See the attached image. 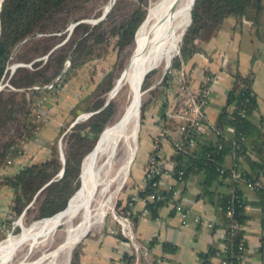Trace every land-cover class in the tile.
I'll list each match as a JSON object with an SVG mask.
<instances>
[{
	"label": "trees",
	"instance_id": "trees-1",
	"mask_svg": "<svg viewBox=\"0 0 264 264\" xmlns=\"http://www.w3.org/2000/svg\"><path fill=\"white\" fill-rule=\"evenodd\" d=\"M88 1L90 0L1 2L0 83L6 77L10 61L31 62L30 65L15 68L8 78L12 88H0V181L13 192L9 206L10 214L1 220V224L10 225L25 207L27 208L22 215L24 219L32 212L34 218L41 219L62 210L80 185L84 156L96 144L99 133L115 113V102L109 101L99 111L85 120L76 122L66 131L62 137L65 169L61 176H55L63 165L56 145L48 158L21 164L14 172L7 170L12 165V159L23 152L22 143L36 135L38 119L35 117V109L38 101L45 98L47 93L42 86L53 82L58 75L53 85L64 84L72 76V70L75 72V69L99 56L100 50L110 43L112 37H115L114 45L118 50L128 47L147 13L144 6L147 0H134L133 8L121 14L116 21L113 15L120 1L116 0L104 19L92 26L87 21H80L67 37V25L82 18L72 15L73 7ZM230 15L236 16L240 21H248L253 28V34L264 41V0H194L190 9V23L182 35L178 53L173 57L159 85L154 87L160 88L163 105L169 88L175 89L177 98L176 86L182 75L188 81V73L183 70V65L199 50L196 40H206L216 34L224 19ZM46 54V59H36ZM67 59L70 60V67L62 72ZM149 72L145 75L142 88L147 87ZM112 76L113 71L109 70L71 109L94 111L99 108L103 103L104 94L111 88ZM253 80L252 70L245 74L239 71L234 73V81L227 92L225 103L220 108L215 122L210 125L216 135L214 142L198 144L200 134L192 147H173L175 152L172 156V176L176 182L183 181L189 174H196L202 188L201 195L211 202L216 199L213 198L215 189L212 184L215 182L223 189L214 203L222 213V226L223 229L229 230V235L222 237L221 246H210L206 251L199 253L201 264H222V259L226 260V264H239V255L242 252L246 254L247 246L242 230L246 216L241 185L244 184L248 188V181H258L259 185L250 190L260 192L264 200V187L260 183V176L264 175V133L262 118L255 115L258 103L252 86ZM161 109L160 118L164 123L170 122L177 127L173 118L166 117L164 106ZM76 115L72 116V120ZM143 119L144 115L141 116V122ZM230 126L233 131L228 129ZM60 129V132L65 131L64 127ZM226 154L232 155L230 164L240 172L237 179L231 177L229 165L223 163ZM252 154L258 159H252ZM243 157L249 160L254 173L240 166V158ZM52 177L54 180L50 181ZM153 179L147 181L146 187H139L138 196H147L154 190L153 187H148ZM176 188L178 185L175 184L170 188L160 187L158 191L164 194L165 198L148 199L145 203L148 212L156 215L158 207L169 202ZM129 196L127 203L119 209L122 213H129ZM233 221L239 224L234 230L229 227ZM241 242L244 245L242 250L239 249ZM166 245L164 243V246ZM261 250L264 251V236ZM213 257L218 258V261L213 262ZM134 258L133 254L125 253L123 264H132ZM77 259V251L73 250L71 264H75Z\"/></svg>",
	"mask_w": 264,
	"mask_h": 264
},
{
	"label": "crops",
	"instance_id": "crops-1",
	"mask_svg": "<svg viewBox=\"0 0 264 264\" xmlns=\"http://www.w3.org/2000/svg\"><path fill=\"white\" fill-rule=\"evenodd\" d=\"M195 43L199 50L183 65V70L188 73V82L192 86H197L205 75L212 77L209 101L205 110V125L198 144L216 140L210 125L215 122L220 108L225 103L236 71L245 74L252 70L254 73L252 86L258 103L255 115L262 118L264 133V41L253 34V28L248 21H240L236 16L230 15L224 19L216 34L206 40L198 39ZM72 94L74 95L70 98L63 95L61 101L56 104L50 102L42 106L39 115L41 126L35 137L23 146V152L12 159L9 172H14L19 165L27 163L29 157L40 156L36 160L39 161L50 156V147L62 126L64 111L72 108L83 96H78L79 93L76 92ZM164 98L165 105L161 102L157 107L146 110L140 145L136 146L128 179L124 183V191L118 198V209L127 203L130 194L137 192L142 186L146 162L156 142L162 149V159L168 168L174 165L172 156L175 151L172 140L176 135V127L170 122L164 123L160 118V112L163 106L166 110L175 102V89L169 88ZM160 128L165 129L162 136L158 135ZM251 157L254 160L258 159L255 154ZM240 160L243 169L254 173L249 160L244 157ZM231 162L232 155L226 154L224 165H230ZM169 171L163 177L162 187L178 185L183 204L212 221L213 225L193 222L182 225L170 202L161 204L156 215L145 213L144 203L136 200L132 204L128 203V209L133 221L137 247L126 237L122 238L119 234L110 232L111 227H116V221L109 215L104 225L88 230L82 239L77 241L74 250L77 251L78 259L75 264H112L115 261L122 263L125 253L135 256L132 264H201L200 252L206 251L210 246H221L224 230L222 213L214 202L223 190L222 187L215 182L212 184L215 189L213 198L216 199L211 202L201 195L202 188L196 174H189L183 181L176 182L171 170ZM260 183L264 187V175L260 176ZM241 190L245 199L246 216L242 226L247 245L245 262L264 264V251L261 250L264 236V200L260 192L250 190L244 184L241 185ZM12 198V190L0 181V206L9 208ZM1 209L3 208L0 207ZM4 215L0 213V220ZM164 243L167 245L164 246ZM212 261L217 262L218 258L213 257Z\"/></svg>",
	"mask_w": 264,
	"mask_h": 264
},
{
	"label": "rangeland",
	"instance_id": "rangeland-1",
	"mask_svg": "<svg viewBox=\"0 0 264 264\" xmlns=\"http://www.w3.org/2000/svg\"><path fill=\"white\" fill-rule=\"evenodd\" d=\"M109 1L110 0H90L88 2L79 4L75 7H73L72 15L82 16L81 19L96 18L101 14V12L106 7V5L109 3ZM153 1L154 0H147L146 4L144 5L146 7V9H148L150 3ZM115 2H116V0H114L112 7L114 6ZM133 2H134V0H120L117 4V7L115 8L113 18L116 19V21H117L118 17L121 14H124L127 11L131 10L133 8ZM71 23H73V22H70L67 25V27L65 28V30H67L68 32H69V30L67 28ZM88 23L91 25L90 22H88ZM68 32H67V37H68V35H70V34H68ZM57 34H59V33H57ZM66 38L64 40H66ZM181 40H182V37L178 42V45H177L178 48L174 51V53L170 59V64H171L173 57L178 53ZM62 42H60V43H62ZM114 42H115V37H112L110 43L108 45L104 46L103 49L100 50L99 56H96L95 58L87 61L81 68L75 69V72L72 70L71 71V74L73 72L72 76L70 78H68L67 81L64 84H62L61 86L53 85L50 88H44L42 86L44 91L47 93L45 95V98L43 97L38 101V104H37L38 106L35 109V111H36L35 117L38 119L36 122V123H38L37 127H36V132L38 131L39 127L41 126V122H42L40 120V116H39L42 106H44L50 102L55 103V104L58 103L59 101H61V97L63 95L66 96V98L67 97L70 98L71 96L74 95V94H72L74 92L79 93V94H77L78 96L84 95L83 94L84 92L86 93V92L90 91L91 89H93L95 84L100 80V78L102 76H104L109 70H112L113 71L112 85H111V88L104 94L103 101L106 99V97L109 95L110 90L113 87V83H114L115 79L119 76V74L121 73V71L123 70V68L125 67L128 59H129V56H130L131 51L133 49V46L135 44V37H134V40L132 41V43L128 47H126L125 49H123L121 51L118 50L117 46L114 45ZM258 49H259V47H258ZM36 59H46V57H45V55H43V56L38 57ZM68 60L69 59H67L65 66H64L65 70L70 67V60L69 61ZM17 62L24 63L25 65L31 64V62L25 63L22 61H13V60L10 61L9 65H8L9 70L6 74V77L1 82L3 84V87L12 88L11 84L8 81V78L10 77V72H11L10 66L14 63H17ZM165 66H166L165 64L161 63L160 65L152 68L150 70V71H152L151 73L148 71L150 74L147 78V87L142 88V84H141L142 95H141V104H140V112H139V120H138L139 122H138L137 139H136V146L137 147H138V145H140L141 131L143 129V125H142L143 122H141V116L142 115L145 116L146 110H149L151 108H155L162 102V92H161L160 88H154V87L159 85V83H160V81L164 75ZM169 66H168V68H169ZM168 68H167V70H168ZM63 71L64 70H62V72ZM144 78H145V76H144ZM55 79H56V77L54 78L53 82H55ZM72 91H74V92H72ZM129 94H130V90H129V87L127 84H124V86L122 88H120L119 90H117V92L112 94V96H111L112 99L110 101L115 102V113L108 123H111V121H114L117 118V115H119L121 113V111L123 110V108L125 107V105L128 102ZM142 107L144 108V110H142ZM88 112H91V111H84L81 109L72 110L71 108L66 109L63 113V120H62V126L61 127H64L66 129L69 126L68 122L72 123L75 119H77L81 116L80 115L81 113H88ZM75 114H77V115L72 120V116ZM85 119H87V118H82L81 120H85ZM60 130L58 132V135L53 139L52 145L50 147L51 148L50 153H52V151L56 145L59 156L62 159L61 147L58 144V140L64 131L60 132ZM133 130H134V124L131 123L128 127V132H127L126 138L120 142V144L118 145L114 155L110 158L108 163H106L105 166L103 167V170H102V182L103 183H101V185H99V187L97 189L98 191L96 192V194L92 200L93 203L91 202L90 210H91L92 217L95 220L96 217L98 216L97 211L99 210V205L105 201V203L103 205L104 213L101 216L100 221L96 220L95 222L92 223L90 229L97 227V226L104 225L105 221L107 220V217H109V215L112 217V212H111V206L112 205H114L115 211L120 212V210L117 208V201H118V198L121 195V193L124 191V183L128 179L127 174L129 175V169H130L131 162L128 165V168H125V169L123 168L120 170V167L124 164L128 154L130 152V149H131L130 147L133 145V141H132ZM30 139L24 141V143H22V145L24 146ZM61 146H62V140H61ZM38 153L39 152H37L36 154H38ZM135 153H134V155H135ZM134 155H133V157H134ZM104 157H105L104 154L101 155L98 158V163H100L102 161V159H104ZM133 157H132V159H133ZM39 158H40V156L29 157V159L31 161H36ZM29 159H27L26 162L32 163ZM62 161H63V159H62ZM56 175H57V173H56ZM107 180H109V181H108L107 187L105 189L104 183ZM0 207L3 208L0 210V213L2 215H4L6 213L3 217V219L5 217L9 216L10 209L4 205L0 206ZM120 213H122V212H120ZM18 217L14 218L11 221L10 225L1 224V220H0V242L2 240L6 239L7 237L11 236V235L19 234L22 226L28 227L32 222L39 220V219L34 218L33 212L26 219H24L22 216L21 223H17ZM81 219H82V212H78L75 215L66 218L65 220H63L64 222L62 221L57 226V228L49 235V237L47 239L40 240L39 242H37L34 245L33 248L29 249L28 243L23 244L12 255L11 260L9 261L8 264H16L17 262H19L23 258H25L24 262L29 263V264H71V255H72V252H73V250H74V248L78 242H76L69 250L57 252L54 256H50L47 258L42 257V256L45 255L44 252L49 253L50 251H52V249L55 248L60 243V241H62L63 238L65 237L67 228L71 225H74V222H76V224H77V222H80ZM16 227H18V229H16ZM80 239H82V237ZM80 239H79V241H80Z\"/></svg>",
	"mask_w": 264,
	"mask_h": 264
},
{
	"label": "bare ground",
	"instance_id": "bare-ground-1",
	"mask_svg": "<svg viewBox=\"0 0 264 264\" xmlns=\"http://www.w3.org/2000/svg\"><path fill=\"white\" fill-rule=\"evenodd\" d=\"M1 2L2 0H0V6ZM191 3L192 0H154L150 3L145 18L136 30L135 44L129 59L109 92L111 97L124 84H127L130 90L127 104L117 115V118L104 127L97 143L84 156L80 171V185L72 194L67 205L53 215L32 222L28 227L22 226L19 234L2 240L0 242V264H8L12 255L23 244L28 243L30 249L40 240L47 239L63 220L78 212H82L80 222L77 224L74 222V225L69 226L63 240L49 253L44 252L45 255L42 257L47 258L54 256L57 252L69 250L90 229L93 222L101 220L105 201L99 205L98 216L95 220L92 217L90 205L99 185L103 183V167L114 155L120 142L126 138L128 127L133 123V145L120 170L128 168L136 151L142 95L138 90V85L146 70L161 63L167 65L170 61L174 51L178 48L182 32L189 23ZM103 154L105 155L104 159L98 163V158ZM108 181L104 183L105 189ZM24 260L25 258L16 264H29Z\"/></svg>",
	"mask_w": 264,
	"mask_h": 264
},
{
	"label": "built area",
	"instance_id": "built-area-1",
	"mask_svg": "<svg viewBox=\"0 0 264 264\" xmlns=\"http://www.w3.org/2000/svg\"><path fill=\"white\" fill-rule=\"evenodd\" d=\"M183 74V73H182ZM59 75L56 77L57 80ZM54 82L44 84V88H50L53 86ZM212 83V77L210 75H205L202 77L201 81L197 86H192L190 83L183 77L179 78V83L176 86V92L178 93L177 98L173 105L166 109V117L173 118L176 123V135L172 140L174 148L181 147H192L195 145L197 137L202 133V129L205 125V110L209 101L210 88ZM230 131H233V127H228ZM165 134V129L160 128L158 135L162 136ZM162 149L156 142L153 145L152 151L150 152L146 167L143 173V184L142 188L147 186V181L153 179L151 184L148 187H153L154 190L151 191L147 196H138L137 192L132 193L129 196V204H132L136 200H140L144 203L143 212H148L145 207V203L148 199L162 200L165 198V195L158 191L162 187L163 177L171 170L172 167L166 165L162 159ZM230 167V175L233 179H237L240 176V172L232 166ZM181 174V173H180ZM259 185L258 181H248L247 186L249 189H253ZM171 185H168L167 188H170ZM140 187V188H141ZM139 189V188H138ZM175 213L180 217V222L182 225L193 223H204L209 226L212 225V221L196 213L191 207L185 206L180 197V191L178 188L174 189L171 197L169 198ZM112 218L116 221V227H111L109 230L112 233L119 234L123 237H126L135 247V235L133 230V221L129 213H120L115 211L114 205L111 206ZM230 229L234 230L239 227V224L236 221H233L229 225ZM229 230H223V237H228ZM224 243L222 247H224ZM239 249H244V245L241 242L239 244ZM246 254L242 252L239 255V264H246ZM222 264H226V260H221ZM112 264H123V262L115 261Z\"/></svg>",
	"mask_w": 264,
	"mask_h": 264
},
{
	"label": "water",
	"instance_id": "water-1",
	"mask_svg": "<svg viewBox=\"0 0 264 264\" xmlns=\"http://www.w3.org/2000/svg\"><path fill=\"white\" fill-rule=\"evenodd\" d=\"M113 3H114V0H110L108 6H106V7L103 9V11L101 12V14H100L98 17H96V18H91V19H80V20H77V21L71 23V24L68 26V28H67V29L69 30L68 34L71 33L73 27H74L78 22H80V21H87V22H90L91 25H94V24L98 23L99 21H101L102 19H104V18L106 17V15L108 14V12L110 11V9H111ZM193 3H194V0H192L191 7H192ZM190 9H191V8H190ZM189 23H190V20H189ZM189 23H188V25H189ZM188 25H187V26H188ZM185 29H186V27H185ZM185 29L183 30L182 34L184 33ZM47 55H48V54H46L45 57H47ZM68 61H69V60H68ZM21 65H25V64H24V63H20V62H17V63L12 64V65L10 66V68H11L10 75L13 73V71L15 70V68H16L17 66H21ZM169 65H170V61H169L168 64L165 66L164 73L167 71V68H168ZM151 69H152V68H149L148 70H146L145 74H146L148 71H150ZM63 70H65V67H64ZM144 76H145V75H144ZM144 76H143V78L140 80V84L138 85V90H139L140 94H142L141 84H142V82H143ZM2 87H3V84L0 83V88H2ZM111 99H112V98L108 95V96L106 97V99L103 101L102 105H101L99 108H97V109L94 110V111L88 112V113H81V114H80L81 116H80L78 119H76L75 121H73L72 123H70L69 126L65 129V131L61 134V136H60V138H59V140H58V144H59V146L61 147V153H62V157H63V165H62V167H61V171H60V173L57 174V175H55V176H58V175L61 176V175L63 174V172H64V169H65V156H64L63 149H62V146H61V140H62L63 135H64V134L66 133V131H67L70 127H72L76 122L80 121L82 118H88V117L91 116L93 113L99 111V110H100L101 108H103V107H104V106H105V105H106ZM138 120H139V119H138ZM102 130H103V129H102ZM100 134H101V132H100L99 135H98V138H97V140H96V143H97V141H98V139H99ZM51 180H54V177H52V178L50 179V181H51ZM71 196H72V195H71ZM70 198H71V197H70ZM70 198H69V199H70ZM33 199H34V198H33ZM69 199H68V201H69ZM68 201H67V202H68ZM26 208H27V207H25V209L22 211V213H21L20 216L18 217V221H17V223H21L22 215H23L24 211L26 210ZM85 233H86V232H85ZM85 233H84L82 236H84ZM82 236H81V237H82ZM81 237H80V238H81ZM78 241H79V240H78Z\"/></svg>",
	"mask_w": 264,
	"mask_h": 264
}]
</instances>
